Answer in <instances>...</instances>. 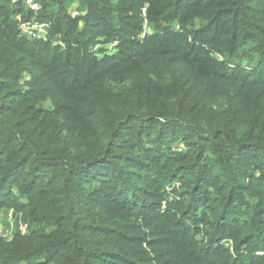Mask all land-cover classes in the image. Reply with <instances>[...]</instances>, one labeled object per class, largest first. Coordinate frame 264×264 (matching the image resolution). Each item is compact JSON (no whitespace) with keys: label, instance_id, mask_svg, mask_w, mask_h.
<instances>
[{"label":"trees","instance_id":"16d2710c","mask_svg":"<svg viewBox=\"0 0 264 264\" xmlns=\"http://www.w3.org/2000/svg\"><path fill=\"white\" fill-rule=\"evenodd\" d=\"M35 1L0 0V210L23 215L0 264H264V0ZM171 142L187 180L161 213L139 184Z\"/></svg>","mask_w":264,"mask_h":264},{"label":"rangeland","instance_id":"374dc122","mask_svg":"<svg viewBox=\"0 0 264 264\" xmlns=\"http://www.w3.org/2000/svg\"><path fill=\"white\" fill-rule=\"evenodd\" d=\"M13 3H15L16 0H11ZM16 2H21L24 4L23 0H17ZM77 6V4H76ZM75 6H69L66 10V12H68V15L70 16V18L75 19V18H79L82 14H84V10H77ZM17 20H21L20 16L17 17ZM35 21V19H33ZM24 22H20L18 23V27ZM35 23H39L38 21H35ZM144 27H147V35L148 33L152 32V29L150 26H147L146 23L144 22ZM144 29V28H143ZM146 35V36H147ZM30 38L34 37V33L33 31L30 33ZM142 38V35H141ZM36 39V38H33ZM100 45H97L93 50H97ZM249 47V45H248ZM104 49H107L105 51L106 54H111L112 52V48L109 49V46H105ZM217 57L219 58L220 56L217 55ZM240 60H242V58H238ZM247 62H249V60L247 58H245L243 60V65L246 67L247 66ZM167 153L169 157V160H164V162L162 163L161 166L158 167L157 169V173H158V177H161L160 180L161 182L156 184L152 189H148L146 188V186L144 184H139V186L143 187L142 188V196H146L149 195L150 199L149 201H153L156 203L157 201V197L160 196V202H159V210L161 213L165 212L168 208H172L178 201H180V194H184L185 189H184V183L186 182V178L181 177V173L182 171H184L185 165L182 162H179L178 160H171V159H176L179 158L181 156H186V148L184 146V144H182L181 142H171L170 147L165 151ZM189 163H192V160L189 161ZM194 164H192L193 166ZM175 172H177L176 175H174L173 177H180L181 182L178 180H173L170 182H166L164 183V179H168L170 178V175H173ZM210 185L216 186L219 185V182L217 181V176H215L214 174L210 175ZM245 183H250V180H245ZM213 194H211V198H213ZM185 199H190V198H185ZM214 199V198H213ZM17 200V198H16ZM187 201H191V200H187ZM260 201V198L255 200V202ZM264 201V199H263ZM188 203L184 202V200H182L181 206L182 209L179 210L178 215V219H180L181 221H186V224L189 223V221H187V219H189L190 217H192V215L196 214V215H200V210L201 209H205V207H200L196 210H192L190 212V214L187 216V205ZM189 207V206H188ZM186 208V209H185ZM12 211L13 213V218L12 221L14 224V230H15V224L17 223H23V215L22 213L18 212V210H16L13 207H10L8 209H2L0 210V223H1V227H2V232L0 233V242L1 241H11L12 237H6V232L8 231V229L10 228V221L8 220V213ZM177 211V210H176ZM206 221L212 222L213 221V216L210 215L208 218H206ZM213 235L214 232L212 230H210V228L208 227V225H202L200 227V234H198L196 236V241H199L200 239L205 240L206 239V235ZM219 246L222 247V249H224L227 254L229 256L232 257V259H235V257L237 256L236 253V249H235V244L232 243V241H230L229 239H223L219 242ZM242 251H245V253L247 252L248 254V248H243ZM226 254V255H227ZM241 254V252L239 253ZM244 254V253H243ZM258 256L260 257H264V251L262 252H257ZM249 256V255H248ZM155 257H150L149 263L148 264H168V260H170V258H166L164 256H162L160 258V262H156ZM263 262H264V258H263Z\"/></svg>","mask_w":264,"mask_h":264},{"label":"built area","instance_id":"2783aa9c","mask_svg":"<svg viewBox=\"0 0 264 264\" xmlns=\"http://www.w3.org/2000/svg\"><path fill=\"white\" fill-rule=\"evenodd\" d=\"M23 2H24V5L26 6V8L29 11H31V12H33L35 14H37L41 10L40 4L38 2H36L35 0H23ZM142 12H143V17H145V10L142 9ZM35 21H37V20H35ZM35 21L34 20L33 21L32 20L31 21H26V22L22 23L19 26V28H20L21 32L23 34L27 35L28 37H30L29 35L33 31V33H34V37L33 38L43 39L44 38V34L48 30V24L47 23H40V22L39 23H35ZM146 33H147V27H144L143 31L140 34V38H141V35H142V38H144ZM12 218H13V213H12V211H10L8 213V220L10 221V228L6 232V237H12V233L14 231V224H13V222H11ZM18 228L20 230L23 229L21 223H19ZM1 232H2V227H1V223H0V233Z\"/></svg>","mask_w":264,"mask_h":264}]
</instances>
